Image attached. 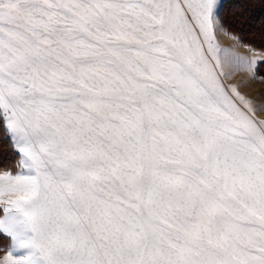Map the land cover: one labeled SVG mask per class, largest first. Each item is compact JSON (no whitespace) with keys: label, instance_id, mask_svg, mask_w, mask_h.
Here are the masks:
<instances>
[{"label":"snow or ice","instance_id":"snow-or-ice-1","mask_svg":"<svg viewBox=\"0 0 264 264\" xmlns=\"http://www.w3.org/2000/svg\"><path fill=\"white\" fill-rule=\"evenodd\" d=\"M215 3L0 0V264H264V120Z\"/></svg>","mask_w":264,"mask_h":264},{"label":"rangeland","instance_id":"rangeland-1","mask_svg":"<svg viewBox=\"0 0 264 264\" xmlns=\"http://www.w3.org/2000/svg\"><path fill=\"white\" fill-rule=\"evenodd\" d=\"M212 16L221 49L242 58L224 65L222 84L236 87L250 101L254 118L264 120V0H216ZM253 60L258 63L249 66L247 61ZM20 163L21 153L0 110V169L15 172ZM10 245V237L0 232V259Z\"/></svg>","mask_w":264,"mask_h":264}]
</instances>
